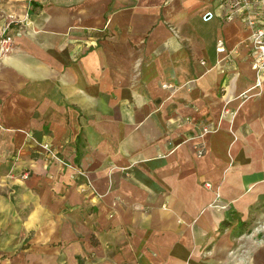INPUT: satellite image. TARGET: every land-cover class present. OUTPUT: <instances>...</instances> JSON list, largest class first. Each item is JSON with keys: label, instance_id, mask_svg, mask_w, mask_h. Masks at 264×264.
Segmentation results:
<instances>
[{"label": "crops", "instance_id": "crops-1", "mask_svg": "<svg viewBox=\"0 0 264 264\" xmlns=\"http://www.w3.org/2000/svg\"><path fill=\"white\" fill-rule=\"evenodd\" d=\"M229 12L224 0H0L14 39L0 54V185L23 188L0 192V217L37 205L12 234L37 227L43 243L92 252L88 264H264V92L240 98L256 80L251 29Z\"/></svg>", "mask_w": 264, "mask_h": 264}, {"label": "rangeland", "instance_id": "rangeland-1", "mask_svg": "<svg viewBox=\"0 0 264 264\" xmlns=\"http://www.w3.org/2000/svg\"><path fill=\"white\" fill-rule=\"evenodd\" d=\"M44 159L45 161H47L46 157ZM64 161L67 162L66 160ZM47 162L51 163V161H47ZM50 165L51 164H48L45 167H49ZM57 165L61 168L63 167V165L58 162ZM75 166L76 167H74V169L77 168V165ZM23 176L24 174L22 175V178ZM21 187L22 186H20V188L13 187L10 189L7 186H1L3 190L0 192L5 196H9V190H10L12 193L11 195L16 196L18 194H23V188ZM13 190L16 191L12 192ZM52 195L53 193H51V191L46 190L42 196L48 197L49 199L48 213H49L50 222H52L53 224L54 223L57 224V222L59 221L58 215H62V212L60 213V211H58V204L55 201L51 200V198L53 197ZM2 206L3 205H0V208ZM36 206L37 205L34 204L33 205L31 204L29 206L23 205L24 208L22 209L21 208L22 205H15V207L19 209L18 211H22L20 216L23 217L18 218L16 215H14V217L11 220L2 219V217H0V260L4 258L3 259L4 263L2 264H88V260L91 259V256H94L92 252H87L86 256L82 257L81 255L75 254V252L72 249H69L68 243H65L66 244L65 246L57 245L58 240L43 243L41 242L40 237L37 236L38 233L37 227L33 228L32 233L29 230V232L27 231L23 235L19 234V231L21 230V226H24L25 224L27 225L28 221L26 220V218L28 217L30 210H33V212H35ZM65 212H66L65 214H68V217L66 218V223H68V225H71L73 223V219H72L73 215L71 213V210L68 212V210L65 209ZM60 218H62V216ZM17 227L19 229L18 233L12 234V231L16 230L15 228ZM56 228L57 227L55 226L53 229L54 234L57 233ZM256 228L264 229V224L258 222L256 224ZM65 231H68L66 226H65ZM8 244H11L12 250L6 251L5 245Z\"/></svg>", "mask_w": 264, "mask_h": 264}, {"label": "built area", "instance_id": "built-area-1", "mask_svg": "<svg viewBox=\"0 0 264 264\" xmlns=\"http://www.w3.org/2000/svg\"><path fill=\"white\" fill-rule=\"evenodd\" d=\"M228 3L230 12L226 16L227 21L240 19L245 26L251 29V33L245 41V46L249 49L252 57V69L255 72L256 80L254 86L240 96V98L247 99L254 91H258L255 95H262L264 85V0H224ZM215 17L211 11L203 15L205 22ZM11 23H7L0 28V54H8L13 50L14 39L10 33ZM217 51L225 53L226 48L223 41L218 42ZM166 89H172V85H164ZM208 128H203V133H208ZM44 149L49 152L50 158L63 166L74 168L75 166L66 163L58 154L51 149L49 144L43 145ZM204 147H197V155L205 154ZM208 188L210 184H206Z\"/></svg>", "mask_w": 264, "mask_h": 264}, {"label": "trees", "instance_id": "trees-1", "mask_svg": "<svg viewBox=\"0 0 264 264\" xmlns=\"http://www.w3.org/2000/svg\"><path fill=\"white\" fill-rule=\"evenodd\" d=\"M31 14V13H30Z\"/></svg>", "mask_w": 264, "mask_h": 264}]
</instances>
